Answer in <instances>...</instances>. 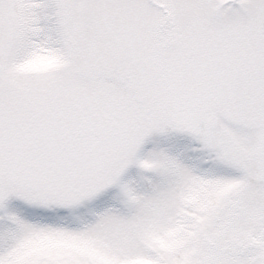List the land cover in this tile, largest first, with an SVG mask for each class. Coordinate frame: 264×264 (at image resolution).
Segmentation results:
<instances>
[{
	"label": "snow or ice",
	"instance_id": "1",
	"mask_svg": "<svg viewBox=\"0 0 264 264\" xmlns=\"http://www.w3.org/2000/svg\"><path fill=\"white\" fill-rule=\"evenodd\" d=\"M0 264H264V0H0Z\"/></svg>",
	"mask_w": 264,
	"mask_h": 264
}]
</instances>
